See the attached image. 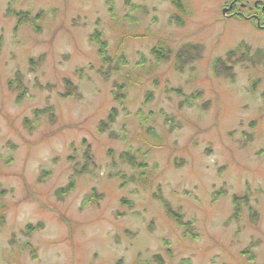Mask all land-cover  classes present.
<instances>
[{
    "label": "rangeland",
    "instance_id": "374dc122",
    "mask_svg": "<svg viewBox=\"0 0 264 264\" xmlns=\"http://www.w3.org/2000/svg\"><path fill=\"white\" fill-rule=\"evenodd\" d=\"M225 2L0 0V264H264V31ZM161 43L199 58L178 72ZM237 50L232 82L214 64Z\"/></svg>",
    "mask_w": 264,
    "mask_h": 264
},
{
    "label": "trees",
    "instance_id": "16d2710c",
    "mask_svg": "<svg viewBox=\"0 0 264 264\" xmlns=\"http://www.w3.org/2000/svg\"><path fill=\"white\" fill-rule=\"evenodd\" d=\"M180 0H172V5L173 7L177 10V11H181L180 8V4H179ZM13 14V13H12ZM16 19H17V25L16 27L18 28L21 24H31L34 28V24L35 21L37 20V18L35 19V21L33 22V18L31 17V15L29 13H25V12H20V13H16L13 14ZM31 18H30V17ZM172 19L176 22V25L181 26L183 24L182 20L179 18L177 19L176 16H173ZM16 29V28H15ZM37 29V28H36ZM90 42L94 43L97 47V54H98V58L101 59L103 62L108 63L111 60L109 59V57H107V43L105 40L102 39L101 34L99 31H95L93 34L90 35L89 37ZM246 49V48H245ZM201 50V47L199 45H183L181 47H179L176 52H174V49H169L167 46H165L163 43H161V45L159 47H156L152 50V54L155 57V60L157 62H166L168 61L171 56H173V68L178 71V72H182L183 69L186 67V64H191L194 60L199 58V54ZM247 51L248 48H247ZM239 50L237 51H228L225 54V58L224 59H218L215 61L214 64V70L217 73V68H221V70L224 72V76L228 79L231 80L233 82V74L231 73V68H232V64H231V58H235L236 60L239 59L244 60L245 58L242 57H246L245 54H241L240 56H237L239 54ZM247 59V58H246ZM253 61V60H252ZM115 72L118 71V68L114 69ZM106 76V73L102 74ZM20 83L17 82V85H19ZM65 87L68 89V91L64 94H62V97L64 98H71L72 96L77 97V94L74 93V91H72L70 88H72L71 84L68 83L67 81H65ZM123 90V86H120L117 90L118 93H121ZM122 95H118L117 97H121ZM45 111H36L34 112V117H37L38 115H44ZM115 110H111L108 113V117L105 121L100 122L99 126H97V132L98 133H102L105 132L107 130V128L109 127L108 124L112 123V119L115 118ZM107 126V127H106ZM85 150V158L86 160L91 159V155L89 154V147L86 148ZM119 159L123 162L126 163L128 165H131L133 168L137 169V170H143V168L145 167L144 164H142V161H140V159L138 157H135L131 154H120L119 155ZM89 162V161H88ZM73 189V184L70 183L69 185H67L65 188L63 189H59L56 191V196H58L59 198L64 197L65 195H67L69 193V191H71ZM95 193L93 192L92 195H94ZM245 196V195H244ZM154 197L162 203V206L166 208V214L168 216H170L171 218H175L178 226L180 227H185L187 233L189 234H194V231H192L193 227L190 223L185 222L180 215H178L177 213L179 212H174L171 208L168 207L167 203L165 200H163L162 197H160V193L158 192L157 194H154ZM241 198L243 197H239V196H233L232 197V203H233V207H234V211L232 213V218H234L235 220L238 218V207L237 204L239 203V201L241 200ZM245 199V198H244ZM43 229V224L41 222L36 223L35 225H27L25 227V232L26 234H32L35 231L41 230ZM186 234V233H185ZM26 245V244H25ZM28 246V244H27ZM120 262H118L117 264H119Z\"/></svg>",
    "mask_w": 264,
    "mask_h": 264
},
{
    "label": "flooded vegetation",
    "instance_id": "af4514ba",
    "mask_svg": "<svg viewBox=\"0 0 264 264\" xmlns=\"http://www.w3.org/2000/svg\"><path fill=\"white\" fill-rule=\"evenodd\" d=\"M225 3L222 10L225 9L227 12L223 14L221 10L223 21L247 23L255 30L264 31V4L262 2L255 1L249 5L248 1L226 0Z\"/></svg>",
    "mask_w": 264,
    "mask_h": 264
},
{
    "label": "water",
    "instance_id": "95a60500",
    "mask_svg": "<svg viewBox=\"0 0 264 264\" xmlns=\"http://www.w3.org/2000/svg\"><path fill=\"white\" fill-rule=\"evenodd\" d=\"M228 10V9H227ZM226 12V10H223V14Z\"/></svg>",
    "mask_w": 264,
    "mask_h": 264
}]
</instances>
